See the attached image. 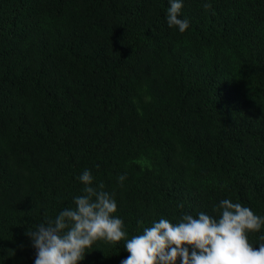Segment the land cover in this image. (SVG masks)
I'll return each instance as SVG.
<instances>
[{
	"label": "trees",
	"instance_id": "1",
	"mask_svg": "<svg viewBox=\"0 0 264 264\" xmlns=\"http://www.w3.org/2000/svg\"><path fill=\"white\" fill-rule=\"evenodd\" d=\"M169 7L0 0V264H34L27 232L75 208L85 170L126 239L224 199L264 217V0H183V33ZM126 239L80 264H121Z\"/></svg>",
	"mask_w": 264,
	"mask_h": 264
},
{
	"label": "clouds",
	"instance_id": "2",
	"mask_svg": "<svg viewBox=\"0 0 264 264\" xmlns=\"http://www.w3.org/2000/svg\"><path fill=\"white\" fill-rule=\"evenodd\" d=\"M169 4L167 23L183 33L189 28V21L180 18L183 0ZM79 179L85 194L74 199L75 208H66L27 232L36 249L34 264H80L97 241L119 244L126 239L124 222L114 215L113 196L102 183L92 186L90 171ZM219 209L218 218L201 212L198 218L186 214L175 224L162 218L145 227L142 234L126 239L129 256L121 264H264V243L256 248L248 239L250 232L264 226V217L231 199L220 201Z\"/></svg>",
	"mask_w": 264,
	"mask_h": 264
}]
</instances>
